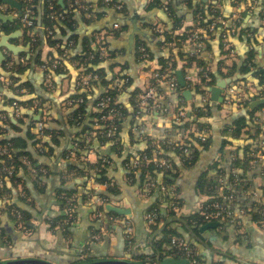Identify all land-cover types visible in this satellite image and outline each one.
<instances>
[{"label":"crops","instance_id":"crops-1","mask_svg":"<svg viewBox=\"0 0 264 264\" xmlns=\"http://www.w3.org/2000/svg\"><path fill=\"white\" fill-rule=\"evenodd\" d=\"M59 1L60 3L64 2V0ZM85 1L95 6L100 0ZM119 1L123 3V9L117 10L110 6L100 20L87 23L81 19L79 14L77 15L78 40L76 43L72 41L73 47L70 50V55L74 56L83 50L87 37L95 36L97 38L98 35H107L108 46L115 50L116 54L112 60L103 62L107 67L112 65L111 68H108L107 78L115 83L119 81L117 84L123 88L118 95V101L130 112L121 131L124 141L123 148L114 146L112 142L100 143L99 138L91 134V131H82V125L71 121L69 97L78 91L77 79L80 72L75 62L69 61L65 73L50 72L52 76L49 79L50 70L46 71L41 64L35 62L38 52H41L40 57L43 61L49 59L51 51L54 56H57V50L51 48L44 37H42L39 51L32 53L30 45L26 44L23 39L22 29L16 28L9 32H0V76L9 79L10 72L3 65L5 62L8 67V64H14V62L29 61V68L20 77L22 81L29 82L30 88L33 90L31 92L24 90L25 93L27 92L24 96L28 99L31 98L33 102L26 111L22 107V116H19L14 110L13 102L11 105L6 104V98L11 97L14 93L9 87V82L0 78V109L8 110L12 122L15 124H19V121L23 120L24 124L20 125L21 132L19 134L31 138L30 146L33 139L30 135L33 119L38 120L46 117L47 129L55 131L59 139V142L54 145L56 150L54 156L43 155L42 157L46 158L38 160L39 163L47 165V167H43V177H45L43 181L36 179L33 170L30 172L31 174L23 172V182L14 188V201L18 204V210L23 215L22 219H18L13 210L4 211L2 208L0 261L40 258L59 264H76L86 258L94 261L115 256L121 259L123 257V259L142 261V256L147 258L153 253L155 241L162 238L163 230L173 228L196 248L205 264L218 262L223 264H264V230L255 225V215L254 212H251V207L264 203V154L259 151L262 156L255 157L251 153L250 168L233 165L235 151L245 144L248 133H243L239 138H235V144L224 145V139L226 134L229 135V132L225 134L222 132V128L226 125V121L233 116H229L230 110L226 108V105L217 106L213 100L208 103L213 108V116L206 118L212 124L208 133L213 137L212 145L209 150L202 151L200 159L194 167H186L177 153L168 152L175 164L179 166V173L169 184H165L164 180H161L162 176L158 177L159 182L167 185L166 191L155 188L150 193L151 189L144 190L141 173L133 175L127 166L129 155L147 146V142L141 140L140 135L133 130L137 121L134 114L135 93L142 92L148 86L151 77L150 71L146 69L140 59L139 46L142 44L148 46L149 50L156 54V60L160 56L170 54V51L177 55V47L168 49L158 44L156 24L171 23L172 12L168 13L169 23L161 13L165 0H162V6L158 9L148 8V4L153 0ZM169 1L170 9L172 6L174 12L183 18L184 25L189 26L194 23L196 7L191 6L190 0ZM195 2L198 5L212 4L216 6L226 18L238 14L241 21L240 28L247 26L246 33L242 38L239 37V32L236 34L237 37L231 39L232 46L236 50L234 57H229L224 52L221 47L223 43L219 37L211 39L212 48L204 54V57H207V66L215 73L217 79L232 77L236 78L232 83H242L237 74L227 76L224 73L229 71V67L233 63H240L247 59L248 50L254 48L255 43L251 44L245 40L244 37L247 36L257 39L259 52L256 61L258 67L261 70L264 69V0L242 2L237 0L236 3L234 0H196ZM0 9L3 13L11 15V19L0 21L10 23V25L19 14L17 8L1 1ZM86 15L87 17L91 16L90 14ZM109 26L116 29V32H108L106 29ZM98 28L101 29L100 32H96ZM216 33L220 34L221 32ZM11 46L19 48L14 51ZM93 47H96V43ZM183 51L193 54L194 47L185 43ZM176 58V72L173 74L178 82V89L181 90L168 92L165 89L162 102L167 112L157 111L145 118L147 134L153 138L163 139L169 134L176 137L173 116L178 109L184 110L189 119H192L195 118L193 110L205 105L203 103L204 93L197 92L192 86V83H196L194 79H197L198 82L200 69L195 65L184 70L183 65L186 60ZM9 59L11 60L8 61ZM179 73L184 77V87L180 84ZM189 75L193 76V80L188 79ZM125 77H130L127 82L123 80ZM245 84L248 86V103L255 98L264 97L261 92L257 91V84L252 79L248 78ZM94 90L95 93L91 95L89 101L90 111L92 109L95 111L93 102L105 91V87L99 84ZM186 90L190 91V97L185 94ZM209 94L212 99L211 91ZM39 109L41 110L39 111ZM263 109L256 115L259 123L263 124L258 134L259 145L262 147L264 146ZM90 119L91 116L88 114L86 120ZM139 122L142 121L139 120ZM256 129V127L252 128L251 134H256ZM81 141L84 142L78 150L76 145H79ZM67 150L69 152L74 150L78 153L74 157L65 159L62 154ZM240 156L242 158L245 156L243 150H240ZM70 161H75L82 167L89 163L102 161L106 167L107 176L117 185L118 193H108V184L100 183L94 178V173L98 169H93L87 178L72 176L67 171ZM216 161H220V163L214 168L213 165ZM49 171L52 172L49 173ZM206 172L208 173L206 179L212 185L210 189L203 192L200 182ZM85 181L87 182L86 186H84ZM62 185H66L76 192L73 197L76 198L77 205L74 208L75 214L72 220L65 218L70 208L63 206L64 195L59 192ZM211 188L217 194H211ZM101 193L109 196V199L102 196ZM231 193L235 195L234 199L225 197ZM83 195H86V199ZM217 197L224 198L233 208L234 221L208 220L200 225L188 222V217L201 211L207 201ZM174 198L179 201L178 208L171 205ZM5 202L6 199H2L0 206L3 207ZM156 203H159L158 216L161 221L159 228L154 231L152 223L147 219V213ZM109 204L128 208L130 213L127 216L110 213L114 211L108 209ZM243 207L247 208L245 213H241ZM173 212L174 214H172ZM128 223L133 227L132 240L134 242L131 247L128 245L130 240L126 234ZM98 234L100 236L95 238L94 236ZM168 257L186 259L182 256L172 255L165 258Z\"/></svg>","mask_w":264,"mask_h":264},{"label":"trees","instance_id":"trees-1","mask_svg":"<svg viewBox=\"0 0 264 264\" xmlns=\"http://www.w3.org/2000/svg\"><path fill=\"white\" fill-rule=\"evenodd\" d=\"M21 8L18 9V16L17 18L11 23L0 21V32H9L12 29L20 28L23 30V39L26 42V44L30 45V49L32 50V53L38 52L41 46L42 37H44L46 43L51 47L55 48L57 50V56H54V53L51 51V54L49 56V59L46 61L41 60L40 54L41 52L37 53L35 62L38 64H41L45 70L47 69L51 70V65L59 59H62V55L66 49V47L69 46L68 42L74 41L75 43L78 40V34L76 33L77 25H78V18L77 15L79 14L81 16V19L84 22H92L102 19V16H104L107 8L109 9L110 6H113V3H107L105 0H100L98 5H91V8L86 10L83 8L84 5H90L85 0H64L63 3H60L59 0H18ZM41 1V10H39V5ZM118 2L119 0H114ZM196 0H190L191 6L196 7L194 12V23L198 22V25L207 27L210 25L221 12L219 9L214 5H198ZM237 0H234L236 3ZM239 1H248V0H239ZM195 2V3H193ZM163 1L162 0H153L148 4V8L150 9H158L161 8ZM27 8H32L34 10V15H32L33 18V24L28 25L24 22L23 17L25 15V12ZM125 10V9H124ZM171 23L170 24H162L164 28V32L159 34V46H165V43L172 42L174 43V47H177V55L172 54L170 51V54L163 55L157 58V61L159 64L163 66V69L165 68H171V70L176 72V65H177V58H181L183 60H186L185 65H183L184 70L188 67L192 66H198L200 69L199 71V77L200 81L196 83H192V86L196 89L197 92L204 93L209 89L212 84H214L217 80L216 75L214 72H212L208 66H207V57H204V54L209 50H211V39H214L215 37H219L221 39L223 45L221 47L224 49V52L228 54L229 57H234L230 55V47L227 46V43H231V39L235 37L231 35L230 41H225L223 37V33L220 34H213L211 32L209 33V36L205 39V49L199 53H193L185 52L183 51L185 41L188 37V35L195 29L196 26L191 24L189 26L184 25L182 21V17H180L178 14H176L173 10V7L171 6ZM90 13V17H87L86 14ZM200 16H197L199 15ZM59 14H62L60 16ZM39 15L41 16V23L39 24ZM241 25V24H239ZM58 27L60 28V31L58 32ZM247 26H244L240 28L239 30V37L242 38L246 31L245 28ZM108 32H116V29L113 27H107L106 29ZM101 29H96V32H100ZM237 33V34H238ZM231 34V33H229ZM105 38V42L108 45V39L107 35L103 34ZM237 37V36H236ZM245 40L251 44H254V48L251 50H248L247 59H244L243 61L235 62L231 67H229V71L224 73V75L227 76H234L237 74V76H240V81L247 83V79H252L257 84L258 92H263L264 94V84L262 83V80L264 78V74L261 73V69L258 67V63L256 61L257 53L259 52L258 48V41L255 37H244ZM94 43H96V47H93ZM73 47V46H72ZM71 47V49H72ZM99 44L97 43V38L94 37H87L84 41V48L82 51L76 53L74 56H69L68 60L70 62H75L77 64V68L84 67V72L86 73H93L97 74L99 77L96 79H93L91 81L92 91H77L76 93H73L69 97V101H72V103L69 102L70 107V117L71 121L73 123L76 122L78 125H82V131H92L94 129V126L102 121H99L102 112L94 111L93 109L90 111L89 109V101L91 95L95 93L94 88L98 86L99 84L105 87V91L99 95L93 102V106L99 101V99L104 95H110L114 97L116 100L118 99L119 91L116 87L112 86L113 80H110L107 78L108 75V68L112 67L106 66V61H110L113 58L116 57L115 50L109 48V55L107 57H101L100 52L98 51ZM148 47V46H147ZM149 48V47H148ZM257 48V49H256ZM172 49V48H171ZM38 50V51H37ZM152 53V57L156 58V54L150 50ZM9 59L8 61H10ZM31 61V60H30ZM69 61H66L65 63H62V66H59L58 68H55V72L57 74L65 73L67 64ZM27 62V63H26ZM25 63H16L14 64H8L5 62L4 67L7 68V70L10 72L9 78H10V84L9 87L13 91L14 94H12L11 97H7L5 101L6 104L11 105V103L14 100H18V103L24 107V111L27 110L28 107L31 106L33 100L31 98H26L24 94L27 92L33 91L30 88L29 82H24L21 80L20 75L23 74L30 66L28 63L29 61H26ZM67 65V66H66ZM46 66V67H45ZM223 73V72H222ZM239 74V75H238ZM249 75V77H248ZM246 76V77H245ZM130 78V77H129ZM31 89V90H30ZM27 91L26 93L24 92ZM30 90V91H29ZM181 90V89H178ZM138 93V91H137ZM135 93V94H137ZM254 94V93H253ZM260 95V93H259ZM83 98V102H77L78 99ZM223 105V103H222ZM226 108L230 110L229 116L237 114L239 111H248L247 113L242 114L238 118H236L233 122L226 124L222 128V132L225 134L229 132V135L226 134V137L224 139V145L226 144H235L234 139L239 138L243 133H248V139L245 141V144H243L241 147L237 148L235 151L234 159L232 161L234 166L241 165L243 167H249L250 160L252 159L251 153L256 151H262L264 154V146L262 147L259 145L258 140V134L260 130L263 127V124L259 123L256 115L259 111H261L264 108V105H261L259 107H256L255 109H249V103H245L243 105H237V104H226ZM116 108L119 109L121 115L115 118V123L119 128V133L111 138H107L105 136H102L99 138L100 143L106 144L108 142H112L114 146L123 148L124 147V141L121 137V131L124 126L125 121L128 119L130 112L128 109L122 105L121 103L116 104ZM41 109H39L40 111ZM182 109H178L180 111ZM195 118L188 119L184 124L180 126H187L190 123L196 124L201 129H210L212 124L206 120L208 117L213 116V108L207 104L206 107H197L194 110ZM264 112V111H263ZM26 113V112H25ZM240 113V112H239ZM88 114H90L91 119L86 120L88 117ZM37 123L38 120L33 119L31 121V130L30 135L32 136V143L31 146L29 145V141L31 138L29 136L26 137V135L19 134L21 132L20 125L24 124L23 120L21 119L19 121V124H15L12 122L9 111L0 109V150L4 147V145H7L8 151L7 153L0 154V201L5 200V207L3 208L4 211H10L12 208L19 209L18 204L14 201V188L19 185L20 182H23V175L22 173H29L32 172V167L37 169V172L35 173L36 179L43 181L45 177H43V171H41V168L47 167L45 164H41L38 162L39 158L36 155L39 156H54L55 154V147L54 145L59 142V139L56 135V132L52 129L48 128L46 130L48 136V139L40 138L38 136L37 132ZM189 123V124H188ZM106 124V123H105ZM177 126V124H176ZM256 127V134H251V129ZM251 128V129H250ZM34 130V131H33ZM193 142L191 144V147H194V151L191 154V156L186 157L183 154V149H179L178 147L174 149V152L177 153L180 158H182V163L190 168L194 167L199 159L200 155L203 150H209V148L212 145V136H208L206 141H201L200 136L196 135L195 133L191 135ZM148 144L151 143V137L148 136ZM84 141L79 142V146L83 145ZM134 142V140H133ZM40 143H43V146H40ZM148 148L146 149L147 152L151 153V151L155 148L153 145H148ZM162 147L164 149L171 150V146L167 144L162 143ZM161 147V148H162ZM79 150V149H78ZM240 150H243V154L245 155L243 158L240 156ZM141 151L137 150V152ZM78 153V152H77ZM134 153L129 155L127 159H129L131 156H133ZM167 157L172 158L170 155L166 154ZM62 157L67 159L72 157L70 155L69 150L65 151L62 154ZM244 159V160H243ZM173 161V159H172ZM220 163V161H216L213 165L214 168L217 167V165ZM243 164V165H242ZM247 167V168H248ZM250 168V167H249ZM93 169H98L94 173V178L100 182V183H107L108 189L107 192L110 194H117L118 193V187L117 185L107 176L106 174V167L104 166L102 161H98L97 163H89L86 166H80L79 163L75 161L68 162L67 165V171L72 176H82L87 178L88 175H91L90 172ZM9 171H12L10 173ZM52 171H49V173ZM179 173V166L175 164L173 161V166L167 170L160 169L154 164H150L147 167H144L141 172V179L143 180V189L148 190L145 186L147 176L152 177L155 180H158L159 176L161 177V180H164L165 184H169L172 181L174 177H177V174ZM134 175V173H132ZM171 175V176H170ZM208 173L206 172L202 180L200 182V186L203 192L210 189V186L212 184L209 183L208 179H206ZM160 178V177H159ZM87 182L85 181L84 186H86ZM161 185L162 183L159 182ZM154 189L152 188L150 193H152ZM60 194L64 195L62 198L63 206L68 208H76L77 200L73 195L76 193L74 189L62 185L59 188ZM209 193V192H208ZM211 194H217L216 191H214L213 188L210 190ZM104 197H109L102 194ZM84 199H86V195H83ZM215 197V196H214ZM213 197V198H214ZM109 199V198H108ZM220 197H217L215 199L209 200L204 204V207H206L208 204L212 203L214 200H219ZM174 201L178 204V199L174 198ZM173 202V201H172ZM172 205V203H171ZM173 206V205H172ZM203 207V209H204ZM150 210L157 211L159 213L160 207L159 203H156L153 205ZM117 214L115 212H110ZM75 214V209L68 210V213L65 215V218H68V220H72L73 215ZM174 214V212L172 213ZM118 215V214H117ZM259 214L255 213V218H258ZM27 219V217H26ZM161 218L158 216L157 219L152 223V228L154 231H156L159 228ZM208 220L204 217L203 211L195 212L192 216L188 217V222L190 224L200 225L202 223H206ZM173 237L182 238V236L179 235L178 231L173 228H166L162 232V238L158 241H155L154 245V251L149 257L142 256L141 263L144 264H153L154 262L159 263L163 258H165L168 255H172L175 257H180L178 254V249L171 246V241ZM131 241V242H130ZM128 245L131 247L133 245L134 240H130ZM83 261H80L76 264H79ZM202 264H205L201 260ZM215 264H223L222 262H218Z\"/></svg>","mask_w":264,"mask_h":264},{"label":"built area","instance_id":"built-area-1","mask_svg":"<svg viewBox=\"0 0 264 264\" xmlns=\"http://www.w3.org/2000/svg\"><path fill=\"white\" fill-rule=\"evenodd\" d=\"M105 1L107 3H113V7L116 8L117 10L123 9V3H121L120 1L118 2L114 0H105ZM82 6L86 10L91 8V5L83 4ZM162 8L163 10H165L167 13L170 14L171 11L170 1L165 0ZM32 15H34V10L32 8H27L25 15L23 17V20L26 24L28 25L33 24ZM59 15L62 16V14ZM197 16H200V13ZM239 24H241V21H240V16L238 14H234L231 18H226L222 14H219V16H217L215 20L207 27L200 26L198 25V22H195L194 25H198V26H196L195 29L188 35L185 43H189L194 47V53H199L205 49L206 46L205 39L206 37L209 36L208 32L215 34L216 32L220 31L223 33L224 40L230 41L231 35L233 34L234 36L239 32L240 30ZM155 30L159 34L164 32V28L162 24H156ZM97 43L99 44V47L97 49L100 52L101 57H107L110 53H109V46L106 44L104 36L98 35ZM68 44L69 46L66 47L62 55V59L56 60L51 65L50 67L51 70L48 73L49 79H51L52 76V73L50 72L54 71L55 68L62 66L63 62L65 63L66 61H69L68 57L70 56V50L73 45V42L70 41L68 42ZM232 45H233L232 43H227V46L230 47V55L235 56L236 50L235 48H233ZM164 47L168 49L172 48L174 47V43L172 42L165 43ZM138 50L140 53V59L143 65L146 67V69L150 71L151 77L148 86L142 92H138L135 96L136 99L134 101V105H135L134 114L137 117V121L136 124H134L133 126V130L140 135L141 140L147 142V146L151 144L155 146V148L151 151V153H149L146 151L148 147L145 146L143 149H141V151L135 152L133 156L127 159V166L135 175L141 173L143 168L147 167L150 164H154V166L163 170H167L171 168L173 166V161L172 158L166 156L168 152L174 151V149L178 147L179 149H183V154L186 157L191 156V154L194 151V147H191V144L193 142L191 135L194 133L196 135H199L200 140L203 142L207 140V137L209 136L208 133L210 130L209 128L201 129L194 123H190V124L188 123L189 125L187 126H180L189 119L187 113L184 110H180L177 111L173 116L174 119L173 128L176 133V137L171 136L170 134L168 136H165L163 139H157L150 136L152 139H151V143L148 144L147 121L145 120V118L147 116H150L151 114L153 115L154 112L156 113L157 111H162V113L167 112V109L163 106V102H162V99L166 92L165 89H167L168 92L176 91L179 88V86L171 68L167 67L163 69V66L159 64L155 58L152 57V53L146 45L144 44L140 45ZM81 69H84V67L82 66L79 69L80 72L77 79V90L90 92L92 91L91 81L93 79L98 78L99 76L91 72L86 73L84 72V70ZM0 78L8 81L10 84V78L8 79L5 76L4 77L0 76ZM192 78L193 76L191 75L188 76L189 80H193ZM123 80L127 82L129 78L125 77ZM194 80H196L197 82V79ZM198 81H200L199 76H198ZM118 82L115 83L113 81L112 86L116 87L120 93L123 87L117 84ZM262 83L264 84V78L262 80ZM212 85L209 87L211 88ZM247 87L248 86L244 82L230 83L229 85H227L224 91L223 104L243 105L245 103H248L249 98L247 96ZM210 88L207 89V91H205L203 94V103H205V105H203L202 107H206L207 104L212 100L209 94ZM261 93L262 95H264L263 92ZM72 101H70V103H72ZM77 102L78 103L83 102V98L78 99ZM118 103H120L118 99L116 100L114 97L110 95H104L99 99V101L95 104L94 109L95 111H98L100 113L102 112V115L99 119V121H102V123L98 122L94 126V130L91 131V134H94L98 138L102 136L111 138L116 136L120 132L118 126L114 121L117 116L119 117L121 115L119 109L115 107L116 104ZM12 105L16 113L19 116H22V105H20L18 101H13ZM139 120L142 122H139ZM46 121H47L46 117L39 118L37 123L38 136L44 139L49 136L46 132L47 130ZM162 143L171 146L170 148L171 150L164 149L162 147ZM40 146H43V143H40ZM76 147L80 149L79 145H76ZM7 151H8V147L7 145H4V147L0 150V154L7 153ZM70 155L74 157L77 155V153L73 150L70 152ZM252 155H254L255 157H257L258 155V157H260L262 156V153L256 151V152H252ZM32 170L34 173L37 172V169L34 167H32ZM43 170L44 168H41V171ZM9 172L12 173V171ZM145 186L147 187V189L159 188V189H163L164 191L167 190V185L165 184L160 185L158 180H155L150 176H147ZM234 196L235 195L233 193L229 194L228 196L225 195L226 198L230 197L231 199H234L233 198ZM227 202L228 201L224 200V198L212 201V203L208 204L206 207H204V209H202L204 217L207 220L234 221L235 212ZM172 205L174 208H178L177 203L175 201L172 202ZM4 207L5 205L3 207L0 206V215L2 214V208ZM246 209H247L246 207H243L241 209V213H245ZM251 209H252L251 212H254V215L255 213L259 214V217L255 218L254 220L255 225L258 228L264 230V203L256 204L253 207H251ZM11 210H13V212L16 213L18 219H22L23 215L18 209L12 208ZM70 210H74V208L71 207ZM157 217H158L157 211L150 210L147 213V219L150 223H153L157 219ZM126 234L128 239L132 240L133 227L131 226L130 223H128ZM99 236L100 235L98 234L94 237L98 238ZM171 246L177 248L178 254L188 259L189 264H202L201 258L196 248L185 239L173 237L171 241ZM153 264H159V263L154 262Z\"/></svg>","mask_w":264,"mask_h":264},{"label":"water","instance_id":"water-1","mask_svg":"<svg viewBox=\"0 0 264 264\" xmlns=\"http://www.w3.org/2000/svg\"><path fill=\"white\" fill-rule=\"evenodd\" d=\"M2 3L8 4L11 7L14 8H21V5L19 3L18 0H0ZM39 10H41V1H40V5H39ZM163 13V18L169 23L170 22V17L169 14L165 11V10H161ZM8 19H11V15H7L5 13L2 12V10L0 9V20L6 21ZM39 24L41 23V16L39 15ZM146 35V33H144ZM11 48L14 51H17L19 47H13L11 46ZM261 73L264 74V69L261 70ZM236 78H221L219 77L216 81V83L214 85H212V87L210 88V91L212 93V100L216 102L217 106L222 104L224 102V91L227 87L228 84L232 83L233 80H235ZM179 81L180 84L184 87L185 86V80L182 74L179 73ZM185 94L187 95V97H190V91L186 90ZM261 105H264V97L261 98H255L253 99L250 103H249V109H255L256 107H259ZM248 111L244 110L241 113H237L233 116H231L227 121L226 124L233 122L236 118H238L239 116H241L244 113H247ZM39 159H44L46 157H42L39 155H36ZM108 209L110 211H114L116 213H119L121 215H129L130 213V209L128 208H122L119 206H115L113 204H109ZM177 221H182L181 219H175ZM168 224V223H167ZM166 224V226H167ZM123 243V241H122ZM161 264H189V260L188 259H178V258H174V257H168V258H164L161 261ZM0 264H59L53 261H48V260H44V259H40V258H20V259H13V260H7V261H0ZM79 264H144L141 263L139 261H134L131 259H122L119 257H114V258H105V259H100V260H94L92 261L91 259H84L83 262L79 263Z\"/></svg>","mask_w":264,"mask_h":264}]
</instances>
